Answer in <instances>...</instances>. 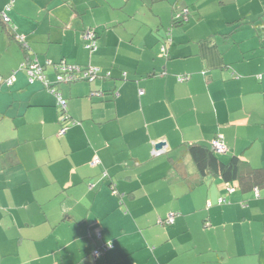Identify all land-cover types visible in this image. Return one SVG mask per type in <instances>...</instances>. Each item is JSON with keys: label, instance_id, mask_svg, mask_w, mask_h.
Listing matches in <instances>:
<instances>
[{"label": "crops", "instance_id": "0c3cea01", "mask_svg": "<svg viewBox=\"0 0 264 264\" xmlns=\"http://www.w3.org/2000/svg\"><path fill=\"white\" fill-rule=\"evenodd\" d=\"M129 1L0 0V264H264V0ZM219 135L254 187L196 166Z\"/></svg>", "mask_w": 264, "mask_h": 264}, {"label": "built area", "instance_id": "2783aa9c", "mask_svg": "<svg viewBox=\"0 0 264 264\" xmlns=\"http://www.w3.org/2000/svg\"><path fill=\"white\" fill-rule=\"evenodd\" d=\"M10 7V4L7 5V8ZM2 17L5 21H8L9 17L7 16L6 12L3 10L2 13ZM83 36L85 37V39L87 40L86 46L89 48H95L96 47V40L94 38L95 33L94 30L92 29H87L84 31ZM18 38L20 40H24V35L18 36ZM48 63V62H47ZM27 66L29 69V78L31 81H34L35 79H45V74L43 73V65H41L38 61L34 60V61H29L27 62ZM57 77L56 80L58 81H62V80H76V79H87V80H93L94 78H96L99 73H100V67L96 66V65H90L87 66L85 68H80L77 66H74V64H68L66 62H60L57 64ZM110 73V71H108V74ZM185 78H187V76H179V80H184ZM4 79L1 77L0 81H3ZM12 78H8L6 79L7 83H11L12 82ZM46 83H48V81L45 79ZM54 90V89H53ZM143 90H140V93H142ZM57 97H58V104L60 105V107L62 108V110H64V112L66 111V101L63 98V96H61V94L57 93ZM66 118V117H65ZM66 129V125H64L61 128V131H65ZM159 142H162L161 146H157V144ZM212 147L217 151V152H224L227 149V145L226 143L223 141L222 136L219 135L216 138L213 139L212 141ZM167 148V142L165 139H159V140H155L154 142V148L153 151L156 154L162 153L163 151H165ZM95 161H99V158L96 157ZM228 189H232L231 187L228 186ZM258 194V191H257ZM224 197H221L220 200H224ZM175 213L174 212H170L168 214L167 220L169 222H172L174 219ZM110 246L109 243H105L101 246H99L98 248L94 249V254H98L100 251H102L103 249H107ZM55 264H60V263H55Z\"/></svg>", "mask_w": 264, "mask_h": 264}, {"label": "trees", "instance_id": "16d2710c", "mask_svg": "<svg viewBox=\"0 0 264 264\" xmlns=\"http://www.w3.org/2000/svg\"><path fill=\"white\" fill-rule=\"evenodd\" d=\"M2 13L3 10L0 11V19H2L3 21ZM173 21L174 23H180L183 22L184 19L183 17L178 15L174 17ZM3 23L6 24V21L4 20ZM87 29L94 30L95 33L94 38L96 40L95 29L94 28H87ZM10 34L14 35V32H11ZM20 44L26 46L25 45L26 43H24L23 40L22 42L20 41ZM27 61H30V59ZM67 120L68 118L66 117L65 121ZM68 121H71V119H69ZM190 153L193 157L196 166L199 168L200 171H202V173L211 171L217 175H220L226 181L237 180L241 187L242 186L254 187L253 184L255 178L257 177L256 174L260 171L259 170L260 168H251L250 171L242 170L244 160L238 157L237 155L232 156L227 161L223 160L220 157L221 152H217L211 145L208 144H192L190 146ZM166 221L169 222L167 219Z\"/></svg>", "mask_w": 264, "mask_h": 264}, {"label": "rangeland", "instance_id": "374dc122", "mask_svg": "<svg viewBox=\"0 0 264 264\" xmlns=\"http://www.w3.org/2000/svg\"><path fill=\"white\" fill-rule=\"evenodd\" d=\"M112 1H114V0H112ZM119 1H121V0H119ZM142 1H144V3H142V5L141 6H147V0H142ZM137 4V0H130L129 1V3H128V7H135L136 5L135 4ZM4 7H6L7 8V6L6 5H4ZM0 36H2L1 38H4V39H6V36L4 35V34H0ZM0 41H1V39H0ZM16 44H18L17 42H15ZM1 49H3V46L0 44V50ZM3 62H5L6 63V61H5V58H4V56H3V58L2 59H0V69L2 68V69H5L9 64H4ZM0 79H1V76H0ZM36 80H38V81H40V82H42L45 86H46V83H45V81H42V80H40V79H36ZM36 80H34V81H32V82H35ZM31 81H30V83H32ZM2 83H4V82H2ZM2 83H1V81H0V88H1V86H2ZM49 90L50 89H52L51 87H48V86H46Z\"/></svg>", "mask_w": 264, "mask_h": 264}, {"label": "water", "instance_id": "95a60500", "mask_svg": "<svg viewBox=\"0 0 264 264\" xmlns=\"http://www.w3.org/2000/svg\"><path fill=\"white\" fill-rule=\"evenodd\" d=\"M161 145H162V142H159V143L157 144L158 147L161 146Z\"/></svg>", "mask_w": 264, "mask_h": 264}]
</instances>
